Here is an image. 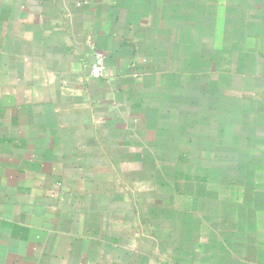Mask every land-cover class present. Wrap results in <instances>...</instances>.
<instances>
[{"label":"crops","instance_id":"0c3cea01","mask_svg":"<svg viewBox=\"0 0 264 264\" xmlns=\"http://www.w3.org/2000/svg\"><path fill=\"white\" fill-rule=\"evenodd\" d=\"M0 264H264V0H0Z\"/></svg>","mask_w":264,"mask_h":264},{"label":"built area","instance_id":"2783aa9c","mask_svg":"<svg viewBox=\"0 0 264 264\" xmlns=\"http://www.w3.org/2000/svg\"><path fill=\"white\" fill-rule=\"evenodd\" d=\"M106 56L102 51L93 49L90 55V73L94 79H103L106 71Z\"/></svg>","mask_w":264,"mask_h":264}]
</instances>
